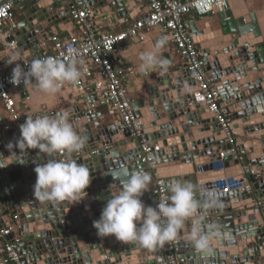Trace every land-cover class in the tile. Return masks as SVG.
<instances>
[{
    "label": "water",
    "instance_id": "95a60500",
    "mask_svg": "<svg viewBox=\"0 0 264 264\" xmlns=\"http://www.w3.org/2000/svg\"><path fill=\"white\" fill-rule=\"evenodd\" d=\"M104 1L51 0V3L47 4L45 0H30L23 9L24 19L18 23L15 36L11 40L15 39L17 48L28 52V57H33V48L39 45V40L46 42V33L54 31L50 25L58 20L68 24V17L75 6L103 7ZM106 5L112 13L125 16L134 1L110 0ZM202 18L219 28L215 36H211L210 29H204L205 34H210V40L232 36L227 42L207 47L202 46L196 39V34H192L194 42L199 45L203 66L210 79L217 84L222 104L228 109L235 149L242 159L229 156L232 146L225 142V133L215 124L202 102L198 89L193 83H188L186 74L175 65L166 71L158 67V72L155 73L156 92L151 93L146 89L148 100H130L137 117H142L140 109H150L153 122L149 126L157 127L158 132L147 133V130L142 128L140 137H132L125 125L111 112L107 113V117L85 114L80 108L71 113L70 122L74 129L78 134L87 137L83 150L72 153L70 157L77 160L78 164L87 165L90 170L91 182L85 190L87 196L81 202L71 204L38 200L33 195L36 181L34 168L46 162V158L38 149H29L21 154L18 148H13V152L22 155L23 162L14 161L9 167L0 168V215L4 219L10 214L17 217L12 230L15 236L21 239L19 253L24 257V264H65L67 260L69 264H166L165 245L148 249L134 242H120L114 236L100 237L93 227V221L100 218L101 211L111 195L118 194L126 172L141 170L151 176V185L141 200L146 206L156 208L160 202V198L154 194L155 174L158 169L173 167L178 165L176 163L193 164L194 173L201 174L214 168L213 161L219 152L228 154L223 161L226 175L231 178L238 177L240 181L248 180L251 192L247 193L242 189L228 195L217 193L218 206L205 210L202 230L206 232L209 224L215 225L221 235L225 233L236 238L237 251L229 254L231 259H220L219 254L224 250L222 245L213 249L211 255L199 253L187 238L183 237L190 231L189 222L178 234L179 258L184 259L186 264H264V206L260 208L259 213H254L255 203L264 197V160L258 161L264 147L252 145V142H264V41L260 40L256 29L253 30L242 22H235L237 29L233 28L228 12L207 14ZM44 24L47 26L44 27ZM249 33H252V36L244 37ZM24 46L25 49H22ZM227 62L230 63V68L226 67ZM232 74L235 80L231 78ZM243 78H247V84L242 85L240 79ZM233 81H237L236 84L243 88L242 95H237L234 100L231 96L237 85ZM246 87L248 88L245 89ZM164 91L171 94L164 96ZM174 91L177 98L173 107L169 101ZM243 100H250L251 103V107L244 111L236 106ZM196 110L200 116L207 117L203 119L204 117L200 118L198 115V120L189 122L194 119L193 112ZM40 115L42 114L20 115L9 131L0 130V153L7 157L10 153L6 145L9 142L15 145L20 137V125L27 117L37 118ZM254 115L259 118L251 120ZM200 140L202 142H197ZM142 142L147 143L151 150L155 171H151L142 162L145 156L141 148ZM180 144L187 146L180 148ZM192 150L199 152V158L209 156L213 159L201 167L195 166L196 159L180 160L182 152ZM232 167H236L237 172L231 175L228 174V169ZM202 179L196 180L194 175L162 179L163 191L165 196L170 195L167 188L174 180L191 183L196 188L197 199L203 203L205 198L198 191L197 185ZM244 216L256 218V221L244 224ZM40 221L42 227L37 225ZM243 230L249 231L239 234ZM79 242L84 243L88 252L98 251L99 261L91 263L87 254L79 250ZM135 251L137 253L132 254Z\"/></svg>",
    "mask_w": 264,
    "mask_h": 264
},
{
    "label": "built area",
    "instance_id": "2783aa9c",
    "mask_svg": "<svg viewBox=\"0 0 264 264\" xmlns=\"http://www.w3.org/2000/svg\"><path fill=\"white\" fill-rule=\"evenodd\" d=\"M138 1L146 2V13L136 20L128 30L118 34L101 30L98 22L100 13L96 7L75 6L69 16L74 33L65 40H60L57 36L50 38L55 51L54 54L26 58L16 53L17 43L15 39L6 40V38L13 37L17 30L18 24L15 21V9L22 0H4L0 4V44L9 52L17 55L25 71L35 59L51 56L67 61L69 50H78V58L83 60V64L78 65V67L81 68L83 75L78 83H65L61 89L65 87L71 88L81 102L86 100L87 97L94 98V101L90 100L91 103L88 102L89 107L87 106L84 109L86 113L90 114L96 104L101 103L125 125L132 137H140L141 129H145L148 121L143 115L142 117H137L136 110L128 98L127 90L114 66V56L122 45L131 40H137L141 43L144 32L157 30L159 39L167 37L166 44L170 45L172 51L180 58L182 69L187 74L189 81L198 89L202 102L208 109L209 114L212 115L215 124L225 133V142L232 146L228 153L229 156L233 159L241 160L242 156L235 149L236 143L230 129L231 120L228 109L222 104V96L217 89V84L210 79L203 66L198 45L194 42L191 31L185 21L188 16L202 18L207 14H223L229 8V0ZM5 25L8 26V37H5L3 33ZM11 74L12 70H8L0 75V101L9 116V123L3 127L5 132L9 131L20 117L18 106L11 95V90L25 88L35 83L33 80L32 83L12 84L10 82ZM146 144L144 142L141 143V148L145 153L142 162L151 171H155L151 150ZM228 154L227 152H220L213 161L214 168H212L211 172L222 173L223 177L220 180L227 181V184L220 186L214 192L220 195H228L235 190L240 191L243 189L250 193L251 184L248 180L243 179L240 181L238 178V181H234L233 179L235 178L226 175L223 161ZM215 175L217 176V174ZM155 176L154 194L161 201L165 197L162 180L157 178V174ZM208 182L209 179L206 180L203 177L202 181L197 182V185H206ZM213 182H216V180ZM262 206H264V197L255 203L254 213H259ZM16 220L17 217L13 214H10L6 219L0 215V264H24V257L19 253L21 239L17 238L12 230ZM179 241L178 236L176 240L164 244L166 264H186L184 259L179 258Z\"/></svg>",
    "mask_w": 264,
    "mask_h": 264
},
{
    "label": "clouds",
    "instance_id": "9594fccd",
    "mask_svg": "<svg viewBox=\"0 0 264 264\" xmlns=\"http://www.w3.org/2000/svg\"><path fill=\"white\" fill-rule=\"evenodd\" d=\"M167 42L162 37L155 43L151 51L139 54L141 63L138 71L147 72L155 67L167 69L168 61L161 59L159 51ZM68 60L55 57L35 59L27 67V71L16 63L12 69L10 82L15 85L32 83L33 87L48 95L58 93L65 83H78L83 73L78 65L83 64L79 52L70 49ZM16 62L13 54L8 64ZM87 137L80 135L69 120V113L42 114L37 118L27 117L20 125V137L15 145L9 142L6 147L9 155L0 153V168L15 162H23L22 155L13 152L18 148L23 154L29 149H38L46 158V162L34 168L36 181L33 195L41 202H81L91 182L87 165L71 159L72 153L83 150ZM63 154V155H62ZM51 157L50 159H47ZM151 176L141 170L125 173L118 194L111 195L105 203L100 218L93 221L98 236H114L123 243H136L144 248L155 249L166 242L177 239L178 234L190 222L191 227L187 240L203 255H211L213 238H220L221 233L215 225L209 224L207 231L202 230L206 209L218 206V194L211 190L202 193L205 201L197 199L196 188L191 183L174 180L168 185L165 196L157 203L156 208L146 206L141 197L151 185Z\"/></svg>",
    "mask_w": 264,
    "mask_h": 264
},
{
    "label": "crops",
    "instance_id": "0c3cea01",
    "mask_svg": "<svg viewBox=\"0 0 264 264\" xmlns=\"http://www.w3.org/2000/svg\"><path fill=\"white\" fill-rule=\"evenodd\" d=\"M4 0H0L3 2ZM30 0H22V2L19 4V6L15 9V21L16 23H20L23 21V9L27 6ZM47 1V4L51 3V0H45ZM134 1V5L131 7V9L128 10L125 16H119L116 13H112L109 8L107 7V2H110V0H105V4L103 7L95 6L97 9H99V19L98 22L100 24L102 31H110L111 33L118 34L121 32H124L128 30L136 20L141 18L147 11V4L144 1H138V0H132ZM230 16V22L233 24L232 27L237 29L235 22H242L247 27H251L253 30H257L260 34V40L264 41V0H229V8L227 10ZM69 23L65 24L62 21L58 20L54 22L50 27H53L54 31H48L47 34V41L43 42L40 39V36H38L39 45L33 48L34 56L38 57L45 54H54V49L52 46V43L50 41V38L52 36H57L60 40H65L68 38L72 33H74L73 26L71 25L70 18L68 17ZM186 24L191 31V34H196V39L200 41L202 46H214L220 43L227 42L231 40L232 36H224L222 38L213 39L210 40V34L211 36H214L218 34L219 28L217 25H212L211 22L207 21L204 18H196L193 16H188L186 19ZM44 27L47 26V24L43 25ZM246 27V28H247ZM49 28V27H47ZM204 29H210V34H205ZM49 30V29H48ZM8 32V26L5 25L3 28V33L5 37L7 36ZM15 35H13L14 37ZM248 36H252V33L247 34V36H244L246 38H249ZM13 37L6 38V40H11ZM159 40L158 38V31L152 30V31H146L143 33V40L141 43H139L137 40H131L127 42L126 44L122 45L120 49L117 51V53L114 56V66L116 70L119 73L121 82L125 86L128 98L129 100L133 101H140L148 100V94L146 92V89H148L151 93L156 92V83H155V73L158 72V66L154 69H150L147 72L141 73L138 71L139 64L141 63L139 59V54L145 51H151L155 47V43ZM41 45V46H40ZM199 48V45L197 46ZM25 49V46L22 48ZM16 53L22 57L29 58L27 56L28 52H24L23 50L17 48ZM14 53L9 52L7 49H5L0 44V75H2L4 72L8 70H12L13 67H15L16 63L21 64L20 59L16 56V62L13 64H8L7 61ZM159 57L161 59L167 60L168 65L166 70H169L172 65L177 66V68L185 73V71L182 69V62L180 58L172 51L171 46L165 44L163 48L160 49L158 53ZM220 62V61H219ZM222 62V61H221ZM226 67L230 68V63L225 64ZM218 67V64L216 62V68ZM215 70V69H214ZM239 72V71H237ZM186 74V73H185ZM157 76V74H156ZM187 76V74H186ZM211 78V77H210ZM231 78L234 79V75H231ZM212 80V79H211ZM242 85L247 84V78L240 79ZM188 83L189 78L187 76ZM235 82V85L237 81ZM192 83V82H190ZM35 83H32L25 88L21 89H12L11 95L15 99L16 104L18 106V112L20 115L23 116H31L34 113H40L43 114L44 112H50V113H59L62 111H67L69 113V120H71V113H75V110L77 108L81 109V112H85L84 109L88 106L89 103H91L90 100H93L94 98L87 97L86 100L81 102L74 90H72L69 87H65L64 89H61L58 93L54 95H48L43 92L37 91L33 85ZM231 85L232 83H228ZM246 87L245 89H247ZM243 88H240L238 85L233 91V95L231 96V99H236L237 95H242ZM165 95H170L171 93H167V91L163 92ZM229 96V94H228ZM177 98L176 92H172L171 100L169 101V104L174 105V100ZM222 98V97H221ZM94 101V100H93ZM89 102V103H88ZM137 104V103H133ZM233 104L236 103L233 101ZM236 106H239L242 111L248 109L251 107L250 100H243L241 103L237 104ZM150 109H140V113L148 119V122L146 123L145 129L147 130V133H155L158 132L157 127L150 128V123L153 122V118L151 116V113L149 112ZM164 112V111H162ZM107 113H109V110L101 103H97L94 110L90 112V114H95L96 116H102L105 115L107 117ZM165 113V112H164ZM85 114H89L88 112ZM163 114V113H162ZM194 119H191L189 122H194L195 120H198V115L200 116L199 112L196 110L193 112ZM204 117L205 119L207 115L200 116ZM254 118H259L258 115L252 116L251 120H254ZM9 123V116L5 112L3 108V104L0 101V125L2 127L0 130L4 132L3 127ZM219 128V127H218ZM220 129V128H219ZM204 140V139H203ZM196 142V141H195ZM202 142V140L197 141ZM191 144V143H186ZM186 144H180L178 145L180 148L182 146L186 147ZM261 145L264 147V142L259 143H253L252 145ZM174 146V145H173ZM249 146H251V143H249ZM171 148V147H170ZM220 153V152H219ZM218 153V154H219ZM180 160H187V159H196L194 161L195 166L201 167L202 165H207L211 162L213 159L209 156H201L199 158V152L198 151H187L181 153ZM260 159L258 161L264 160V152H261L259 154ZM180 162V161H179ZM176 166H169V167H163L157 170L156 174L157 177L161 180H170L172 178H181V177H188L191 175L196 176V180L203 178L208 180L209 182L206 185H199L198 190L200 193H203L206 190L216 191L220 188V186L227 184V181L220 180L222 179L223 175L222 173H213L211 170H208L206 172H203L201 174H195L193 171V164H179ZM9 167V166H8ZM176 171V172H175ZM237 172L236 167H232L228 169V174H234ZM217 174V176L215 175ZM214 176V178H213ZM214 179V180H213ZM216 180V182L213 181ZM234 181H238V177L233 179ZM233 201V200H232ZM88 219V218H85ZM256 218H250V216H244L243 217V223H252L255 222ZM234 224H236V220L234 221ZM37 225L39 227H42V222H38ZM259 227V226H258ZM251 230V229H250ZM249 230H243L239 234L248 233ZM188 235V234H187ZM187 235L183 236L184 238H187ZM218 245H222L224 247V250L220 252L219 257L220 259H231L230 253H234L237 251V242L235 237H229V234H222L220 238H213L211 241V246L213 249H216ZM79 250L82 253H86L88 258L90 259L91 263H96L99 261L98 257V251H91L88 252L87 249L84 246L83 242L78 243ZM137 252H132V254H136ZM70 258V257H69ZM24 261V259H23ZM65 264H69V260L66 261Z\"/></svg>",
    "mask_w": 264,
    "mask_h": 264
},
{
    "label": "bare ground",
    "instance_id": "6f19581e",
    "mask_svg": "<svg viewBox=\"0 0 264 264\" xmlns=\"http://www.w3.org/2000/svg\"><path fill=\"white\" fill-rule=\"evenodd\" d=\"M176 172V171H175Z\"/></svg>",
    "mask_w": 264,
    "mask_h": 264
}]
</instances>
